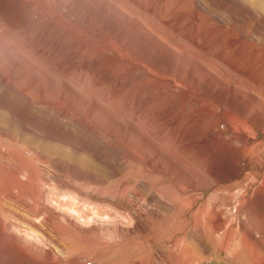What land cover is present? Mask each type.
<instances>
[{"label": "rangeland", "instance_id": "374dc122", "mask_svg": "<svg viewBox=\"0 0 264 264\" xmlns=\"http://www.w3.org/2000/svg\"><path fill=\"white\" fill-rule=\"evenodd\" d=\"M0 150V264H264V0H0Z\"/></svg>", "mask_w": 264, "mask_h": 264}, {"label": "bare ground", "instance_id": "6f19581e", "mask_svg": "<svg viewBox=\"0 0 264 264\" xmlns=\"http://www.w3.org/2000/svg\"><path fill=\"white\" fill-rule=\"evenodd\" d=\"M57 112V114L58 115H64V116H67V113L66 112H62V111H56ZM6 130H7V128H6ZM5 130V131H6ZM9 131V130H8ZM11 131V130H10ZM7 132V131H6ZM8 133V132H7ZM13 133H14V131H13ZM18 134V133H17ZM6 135V134H5ZM7 136L9 137V138H11V137H13V134L11 133V132H9L8 134H7ZM16 137V136H15ZM20 137V136H19ZM18 139V138H17ZM243 139V138H242ZM241 138H240V140H242ZM12 140V139H11ZM244 140V139H243ZM242 140V141H243ZM26 141H27V139H26ZM26 141H24V142H26ZM238 142V141H237ZM28 143V142H27ZM31 143V142H30ZM30 143H28V144H30ZM21 144H23V143H21ZM237 144V143H236ZM241 145V144H240ZM240 145H238V147H240ZM28 147H29V145H27ZM32 146H35V145H32ZM37 146V145H36ZM236 146V145H235ZM23 147V146H22ZM40 147V146H39ZM13 148V147H12ZM26 148V147H25ZM37 148V147H36ZM241 148H243V149H245L243 152L240 150V152H242V155L240 156V162L243 164V166H248V165H250V163H251V160H250V157H248L247 156V152H248V148H245V147H243V146H241ZM10 149V148H9ZM38 150V149H37ZM26 151V150H25ZM28 153V152H27ZM38 153V152H37ZM44 155H42V157H43ZM36 157V156H35ZM16 158V157H15ZM38 158V157H37ZM36 158V159H37ZM9 159V154H8V152L7 151H3V150H0V162H1V164H2V166H3V168H5V171H8V173L10 174V176H11V178L13 177L14 179L15 178H17V176H18V174L20 173V171H21V167H17V168H10L8 165H6V161ZM18 159V158H17ZM27 159V158H26ZM36 159H34V160H36ZM18 161V160H17ZM22 161V160H21ZM43 161V160H42ZM20 163H22V162H20ZM25 163V162H24ZM27 164V163H26ZM29 164V163H28ZM256 164V163H255ZM31 166V165H30ZM32 167V166H31ZM2 168V167H1ZM242 168V166L240 165H238V167L236 168V170H234L233 171V173H231V174H233V175H239L240 173H239V171H240V169ZM40 170V169H39ZM2 171V170H1ZM27 171V170H26ZM32 171V170H31ZM31 171H29L30 172V174H32L33 175V173L31 172ZM28 172V171H27ZM36 173V172H35ZM8 174V175H9ZM26 174V173H25ZM28 174V173H27ZM40 176V175H39ZM3 177V176H2ZM28 178V177H27ZM43 178V177H42ZM46 179V178H45ZM7 180V179H6ZM12 180V179H11ZM36 180V179H35ZM14 181V180H13ZM1 182V181H0ZM8 182H9V180H8ZM30 182V181H29ZM263 182H264V180H263ZM15 183V182H14ZM32 183V182H31ZM36 183V182H35ZM13 184V183H12ZM11 185V184H10ZM16 185V184H15ZM18 185V184H17ZM36 185V184H35ZM19 186V185H18ZM47 187H48V185H47ZM230 185L228 186V188L230 189ZM18 189V188H17ZM12 190H13V188H12ZM43 190V189H42ZM41 190V191H42ZM247 190V189H246ZM4 191H5V188H4ZM40 191V192H41ZM241 191V190H240ZM3 192V191H2ZM10 192V191H9ZM242 192V191H241ZM1 193V192H0ZM13 193V192H12ZM9 194V193H8ZM41 194V193H40ZM45 194V193H44ZM2 195H5V194H2ZM7 195V194H6ZM37 195V194H36ZM231 195V194H230ZM238 195H240V192H239V194ZM254 195V194H253ZM15 196V195H14ZM42 196V195H41ZM41 196H40V198H41ZM241 197V196H240ZM1 199L3 198V197H0ZM2 201V200H1ZM0 203H2V202H0ZM210 207H208V206H204V207H201V208H197L196 209V213H198V214H204V213H207V212H211V213H213V220H211V223H210V226L208 227V229H204V227H202V225H197V227L195 226V230H196V232H200L204 237H206L207 238V240H209V242H210V244H211V246L213 247V249L214 250H216L217 249V244H216V242L215 243H213V241L216 239V231L224 224V222H223V216L221 217V215H220V213L219 212H217V211H215V210H213V209H209ZM42 209V208H41ZM217 209V208H216ZM37 211H40L39 209L37 210V209H35V212L37 213ZM41 212V211H40ZM209 214V213H208ZM38 217V216H37ZM196 217H197V215H196ZM56 218V217H55ZM53 219V215H50V216H47L46 218H45V220L43 221V223H48V221H50V220H52ZM197 219V218H196ZM186 220V219H185ZM185 220H183V221H185ZM205 220V219H204ZM54 221V220H53ZM190 221V220H189ZM52 222V221H51ZM226 222V221H225ZM186 223V222H185ZM207 223V222H206ZM205 223V224H206ZM184 224V223H183ZM191 224V223H190ZM189 224V225H190ZM198 224V223H197ZM5 225H6V222H5ZM51 225V224H50ZM53 225H55V224H53ZM52 225V226H53ZM226 225V224H225ZM1 227H3V226H1ZM224 227V226H223ZM225 228V227H224ZM2 229H4V228H2ZM59 230V229H58ZM185 230V229H184ZM183 234V233H182ZM180 235V234H179ZM200 235V234H199ZM186 237V236H185ZM219 238V237H218ZM218 238H217V241H218ZM201 241V240H200ZM205 241V240H204ZM198 242V241H197ZM202 242V241H201ZM230 242V241H229ZM199 243V242H198ZM204 243V242H203ZM176 244V243H175ZM184 244V243H183ZM179 245H180V243H179ZM178 245V246H179ZM206 245V244H205ZM204 245V246H205ZM109 246V245H108ZM187 246V245H186ZM177 247V246H176ZM188 247V246H187ZM201 247V246H200ZM142 248V247H141ZM178 248V247H177ZM20 249V248H19ZM30 249V248H29ZM168 249V248H167ZM183 250V249H182ZM136 251V250H135ZM142 252V251H141ZM231 252V251H230ZM22 253H24V252H22ZM110 253H111V251H110ZM137 253V252H136ZM177 253H179V252H177ZM27 254V253H26ZM130 254V253H129ZM24 255V254H23ZM181 258L183 259V261L181 260L180 261V259L179 260H177V262H172V261H169L168 259H165V262H163L162 264H192L193 262H192V260H191V258H190V250L189 249H186L185 250V252L182 254L181 253ZM26 256V255H25ZM180 256V255H179ZM119 257V256H118ZM123 258V257H122ZM126 258H127V262L125 263V264H148V263H146V262H142L141 260H139L137 257H132V256H126ZM204 258H206V257H204ZM207 258H208V256H207ZM198 261L199 260H195V264H198Z\"/></svg>", "mask_w": 264, "mask_h": 264}, {"label": "built area", "instance_id": "2783aa9c", "mask_svg": "<svg viewBox=\"0 0 264 264\" xmlns=\"http://www.w3.org/2000/svg\"><path fill=\"white\" fill-rule=\"evenodd\" d=\"M83 264H90V262L89 261H84Z\"/></svg>", "mask_w": 264, "mask_h": 264}]
</instances>
